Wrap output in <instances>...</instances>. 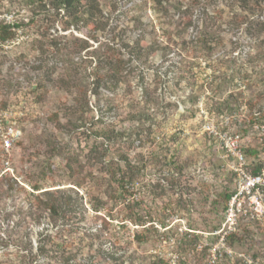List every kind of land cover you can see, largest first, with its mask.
I'll return each mask as SVG.
<instances>
[{
	"label": "trees",
	"instance_id": "16d2710c",
	"mask_svg": "<svg viewBox=\"0 0 264 264\" xmlns=\"http://www.w3.org/2000/svg\"><path fill=\"white\" fill-rule=\"evenodd\" d=\"M151 1L154 7L160 6V8L165 2V0ZM205 1L207 0L176 1L174 8L178 15L174 23L179 30L174 33L166 29H163L162 33L154 32L156 25L152 22L148 24L152 29L150 33L142 16L134 15L130 18L131 27L127 29L131 31V34L133 33L130 36L127 31H116L115 26L112 25V18L119 0H0V45L17 38L19 30L24 31L30 21L39 17L38 19H42L49 26L55 27L54 32H56V35L48 37L47 41L53 54L58 57L52 65L47 67L50 76L54 71H57V75L51 79L52 84L57 88H66L70 85L78 87L70 63H72L74 52L84 51L90 64L91 59L95 61L91 68V84L93 86L90 94L97 96V88L104 84L113 96L107 100L108 105L111 101L116 100L120 103L121 111V106L124 108V112L120 116L123 119V125H120L119 128L115 126L119 121L118 114H115V125L114 123H104L101 128L91 131L99 140H92L90 144H86L84 159L85 161L92 160L91 164L97 165L96 170H99L100 173L97 174L99 176L97 184L102 187V191L98 194L88 197L89 206L83 200L82 194H78V190L74 187H60V183L55 182L47 185L46 178L42 177L43 169L40 170V174L37 173V178L28 179L29 189H27L13 173H1L2 167H0V223L12 221L14 227L26 226V230L19 237V243L21 244L20 249L29 258L28 264H32L35 259L42 260L39 264H172L163 254L157 252L147 257L144 255L135 256L126 249L122 252L115 250L119 245L108 231V225L116 219L121 227L130 223L141 228L140 231H135L133 234L138 243L149 241L150 236L163 234L168 239L170 228L164 229L166 233L159 232L161 228L167 226L166 219L152 216L151 213L144 210L143 199L133 197L135 184L141 181L142 172L149 157H152L151 165L158 172L154 183L149 185L155 199H162L168 191H172V194L178 191L179 194L174 198L175 207L178 209H186L189 205H204L207 200H210V203L222 206V220L223 207L233 189V174L229 171H221V173L214 171V167L219 169L220 165L212 164L211 178L213 177L212 180L215 182L218 180L223 188L211 198L207 193V186L202 184L203 187L199 190L201 197L197 198L195 203L190 198H183L184 192H187V169L191 163L179 158V138L176 132L162 129L156 120L155 112L158 110V105L156 104L155 89L149 88L144 83L138 96V94H134L135 91L128 83L130 69H138V73H140L143 69L151 67L152 55L158 49L169 51L166 48H168V41L172 39V34L181 35V33H185L188 26L194 23L192 14L194 8L201 10L202 20L197 26L195 38L190 41L185 39L181 41L182 43L191 42V45L179 43V46L182 47L177 50L181 55L184 50L186 54L190 52L192 53L191 57L199 60L214 54L224 43L222 26L225 25L240 32L241 39L238 44L249 41V48L245 55L249 63L252 64L258 60L264 61V34H262L264 31V0H229L231 9L227 18H221L223 10L209 12L202 6ZM146 2L147 0H142L141 3ZM22 10L27 12L26 16L7 18V13L21 12ZM71 29L82 31L86 37L81 38L73 34L68 37L66 34L57 33L58 30ZM102 34L109 35L110 41L117 38L121 40V43L115 46L116 41L112 44L108 41L93 46L89 39L97 42ZM164 36H167L168 39L165 40L162 47L157 48L156 44L160 43V38ZM121 49L127 55L126 59L123 58ZM178 61V81L183 79L190 87L188 99L193 108L198 100V95L193 93L191 84L194 83L191 82L193 79L189 77L192 74L193 65L182 57ZM242 66L241 64L240 68ZM243 72H246L244 68ZM140 77V79L144 78L143 75ZM243 77L248 78L246 75ZM45 80L49 81V79ZM248 80H242L245 83H240V85L251 87V82ZM178 81L175 83L178 84ZM122 84H126L125 88L118 89ZM38 85L41 86V84ZM173 87L170 92L176 93L177 86ZM218 89L219 85L215 92ZM238 91L235 97L232 92L223 98L217 96V99L209 103V110L215 113H239L242 102L238 99L241 96V90ZM86 92L87 88L82 86L79 88V96L76 98L79 108L72 107L65 114L66 122L72 129L89 130L87 125L89 120L84 115V108H88ZM171 97H168L167 105L171 104L175 107L177 100H171ZM248 105L249 110L256 109V111H260L261 115H264V108L261 106L257 107L251 101L248 102ZM114 106L115 103H112L108 108L111 109ZM153 107H155V112L152 111ZM192 108L188 111L193 110ZM117 109L119 110V108ZM192 113L194 114V111L190 112V115ZM96 120L101 122L98 117ZM234 124L241 129L242 124L238 123L237 119H234ZM20 139L21 136L14 144H18ZM122 141L132 145L137 142L140 149L152 147L154 150L148 152L152 154L146 159L145 155L138 151L140 157L134 160L130 156L128 147L125 150L118 147L119 145L116 147V144H122ZM74 158L77 159L70 155L66 161L70 171L73 170V164L78 161ZM72 183L79 186L78 182ZM13 194H21V198L12 206V210H9L6 198ZM163 208L164 205L157 206L159 211H163ZM99 216L102 217V223L95 230H92L89 225L82 224L84 220H88V217H93L96 223V217ZM220 222L211 226L209 238L212 243L209 246L203 245L201 248L204 251L217 242L219 236L212 232ZM30 225L39 228L37 245L34 250L29 240L30 230L28 228ZM253 225L258 226L257 224ZM242 226H239L236 232L228 234L224 242L235 239ZM188 228L193 229L190 226ZM171 233L173 235V232ZM201 238L202 236L197 232L186 230L181 232V236L176 239V245L178 247L182 244H193L196 247Z\"/></svg>",
	"mask_w": 264,
	"mask_h": 264
},
{
	"label": "rangeland",
	"instance_id": "374dc122",
	"mask_svg": "<svg viewBox=\"0 0 264 264\" xmlns=\"http://www.w3.org/2000/svg\"><path fill=\"white\" fill-rule=\"evenodd\" d=\"M176 1L179 0H165L164 5L160 8V6L154 7L151 0H147L143 4L141 3L142 0H119L115 15L112 18V25L115 26L116 31L124 30L132 36L133 33L131 34V31L127 30L131 27L130 18L140 14L147 25L151 22L155 23L154 32L162 33V30L166 29L174 33L179 30L174 23L178 15L174 8ZM184 3L186 4V2ZM229 4V0H207L202 6L209 12L223 10V17L221 18H227L231 9ZM194 9L192 13L194 23L187 27L185 33H181V35L172 34V39L168 41V48H166L169 51L165 52L158 49L152 55L151 67L143 69L140 73L135 68L128 72V83L135 91L134 94L139 96L140 88L144 83L149 88L155 89L158 110L155 112V107H153L152 111L156 113V120L162 129L176 132L179 138V158L191 163L187 169V192H184L182 197L190 198L193 203L201 197L199 190L203 187L202 184L207 186V193L210 194L211 198L223 188L218 180L215 182L212 180L213 177L211 178L212 164L214 166L220 165L219 169L214 167V171L219 173L225 171V158L222 156L221 146L215 138L209 136L202 129L207 118L220 116L218 113L209 110V103L217 99V96L225 97L229 92H232L235 97L240 89L241 96L238 99L242 102L241 105L245 104L247 108V112L240 113L242 118L246 120L245 124L249 118L248 113H251L248 102L251 101L257 107H264V61L258 60L252 64L248 62L245 55L249 48V41L238 44L239 39H241L239 31L223 25L224 43L207 58L197 60L191 57L192 53L187 52L186 54L184 50L183 55L179 53V47H182L179 46V43H182L183 39L190 41L195 38L197 26L202 20L201 10ZM6 15L7 18H14L26 16L27 12L22 10ZM38 18L30 21L24 31L19 30L17 38L0 45V109L10 107L17 112L15 116L22 133L19 143L13 145L8 155H4L0 151V167H4L2 160L7 157L13 175L27 189H29L28 179L37 178V173L40 174V170L43 169L42 177L46 178L47 185L55 182L60 183V187L72 186L78 190V194H82L83 200L88 204V197L98 194L102 191V187L97 184L99 182L97 174H100L99 170H96L97 165L91 164L92 160L85 161L84 159L86 144H90L92 140H99V138H95L92 132L101 128L104 123H114L115 125L116 118L114 117L117 114L119 121L115 126L119 128L120 125H123L124 122L120 116L123 114L124 108L121 106V111L120 103L116 100L110 103H115L114 108H108L110 104L108 105L107 100L113 96L104 84L97 88V96L90 94L93 86L91 84V68L95 61L91 59L90 64L84 51L74 52L72 63H70L78 87L70 85L66 88H57L52 84L51 79L57 75V71H54L50 76L47 67L52 65L58 57L53 54V50L47 41L48 37L56 35L55 27L49 26ZM58 27L60 28V25ZM148 28L151 33L152 29L149 25ZM57 33L66 34L68 37L70 34L81 38L86 37L82 31L74 29L58 30ZM262 34H260L261 37ZM166 39H168L167 36L161 37L160 43L158 42L156 47H162ZM89 41L93 46L108 41L111 44L116 41L115 46L121 43V40L117 38L110 41V36L103 34L97 42L91 39ZM182 44L191 45V42ZM121 52L123 58L126 59L127 55L123 53V49ZM181 57L193 65L192 74L189 77L193 79L191 82H194L191 83L194 90L192 92L198 95V100L193 108L188 99L190 87L186 85L183 79L178 81L177 64ZM241 64L243 65L242 68H240ZM239 68L240 71H238ZM243 68L246 72H243ZM141 75H143V79H140ZM245 75L248 78L243 77ZM45 79H49V81ZM242 80L251 82V87L241 86L240 83L244 82ZM177 81L178 84L175 83ZM174 85L177 86V91L171 93V87ZM218 85L219 89L215 92ZM81 86L87 88L88 108H84V115L89 120L87 122L89 130L87 131H81L80 128H70L65 117L70 108H79L76 98L79 96ZM125 86L126 84H122L118 89L125 88ZM170 96H172L171 100H177L175 107L171 104L167 105ZM190 108L193 110L188 111ZM193 111L194 114L190 115V112ZM226 114L228 117L230 116L229 112ZM97 117L101 119V122L96 120ZM232 128L238 129L234 126ZM254 133L250 134L254 135ZM117 146L121 147L122 150L128 147L130 156L134 160L140 157L138 151H141L146 159L152 154L148 152L154 150L152 147L140 149L137 142L132 145L122 141V144L118 143ZM70 155L77 157L74 159L78 160L73 164L71 171L68 170L66 164ZM151 159L152 157H149L145 163L141 181L135 184L133 197L142 198L144 210L151 213L152 216L166 219L167 229L170 228L168 239L163 234L150 236L149 241L138 243L133 234L135 231H140L141 228L130 223L121 227L118 220L115 219L108 225V231L119 245L115 250L122 252L126 249L135 256L144 255L147 257L157 252L163 254L171 263L174 262L172 264H210L209 260H215V257L209 255L208 250L196 249L193 244H182L177 247L176 239L181 236V232L191 230L202 236L200 240L202 246L205 244L209 246L212 243L209 238V230L212 225L220 222L222 206L214 205L210 203V200H207L204 205H189L186 209H178L174 203L175 196L179 194L178 191L174 194L172 191H168L162 199H155L149 185L154 183L158 172L151 165ZM74 181L78 182L79 186L74 185L72 183ZM20 198L21 194H13L6 198L9 210H12V206ZM160 204L164 205L163 211L157 209ZM101 218V216L96 217L97 222L95 223L93 217H88V220H84L82 224L89 225L92 230H95L102 223ZM188 226L193 229H189ZM28 229L30 230L29 240L34 250L37 245L39 228L30 225ZM25 230L26 226L14 227L12 221L0 223V264H28L29 258L20 249L21 244L19 243V237ZM163 231L164 228L159 230L160 233ZM215 244L217 246L214 249L218 253L214 261L215 264H264V230L261 226L244 224L237 232L235 239L227 240L222 245ZM228 250H231L230 254ZM41 262V259H35L32 264Z\"/></svg>",
	"mask_w": 264,
	"mask_h": 264
},
{
	"label": "built area",
	"instance_id": "2783aa9c",
	"mask_svg": "<svg viewBox=\"0 0 264 264\" xmlns=\"http://www.w3.org/2000/svg\"><path fill=\"white\" fill-rule=\"evenodd\" d=\"M264 108V107H262ZM246 109V110H244ZM246 105H241L239 113H218L220 116L209 117L202 129L218 141L225 158V171L233 174V189L223 207V217L219 226L212 233L218 235L216 243L224 244L226 236L236 232L244 224H257L264 227V115L253 110L247 123L242 118ZM16 111L7 107L0 109V151L8 155L14 143L21 136ZM242 124L241 129L234 124V119ZM234 126L237 130L233 129ZM255 132L254 135L250 133ZM3 172L13 173L7 157L3 158ZM164 227V229H166ZM213 244L208 248L209 255L217 258ZM198 244L196 249H201ZM231 253V250H228ZM214 259L209 260L213 264ZM174 263V262H172Z\"/></svg>",
	"mask_w": 264,
	"mask_h": 264
}]
</instances>
